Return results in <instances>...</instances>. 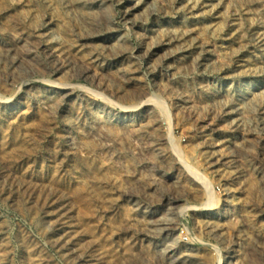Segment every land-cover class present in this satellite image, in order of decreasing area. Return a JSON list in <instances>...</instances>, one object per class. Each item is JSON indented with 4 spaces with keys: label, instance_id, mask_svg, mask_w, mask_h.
Wrapping results in <instances>:
<instances>
[{
    "label": "rangeland",
    "instance_id": "1",
    "mask_svg": "<svg viewBox=\"0 0 264 264\" xmlns=\"http://www.w3.org/2000/svg\"><path fill=\"white\" fill-rule=\"evenodd\" d=\"M0 264H264V0H0Z\"/></svg>",
    "mask_w": 264,
    "mask_h": 264
},
{
    "label": "bare ground",
    "instance_id": "2",
    "mask_svg": "<svg viewBox=\"0 0 264 264\" xmlns=\"http://www.w3.org/2000/svg\"><path fill=\"white\" fill-rule=\"evenodd\" d=\"M169 223V222H168ZM174 246V245H173ZM171 247V246H170ZM168 248V247H167ZM170 252H174L175 251V248L174 247H171L170 248V250H169ZM188 256V255H187ZM185 259V258H184ZM188 259V258H187Z\"/></svg>",
    "mask_w": 264,
    "mask_h": 264
}]
</instances>
